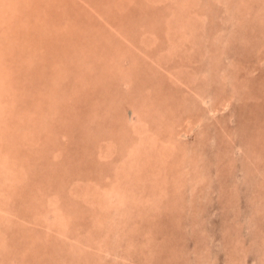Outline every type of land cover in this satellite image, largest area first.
<instances>
[{"label":"rangeland","instance_id":"obj_1","mask_svg":"<svg viewBox=\"0 0 264 264\" xmlns=\"http://www.w3.org/2000/svg\"><path fill=\"white\" fill-rule=\"evenodd\" d=\"M15 2L0 264H264V0Z\"/></svg>","mask_w":264,"mask_h":264},{"label":"bare ground","instance_id":"obj_2","mask_svg":"<svg viewBox=\"0 0 264 264\" xmlns=\"http://www.w3.org/2000/svg\"><path fill=\"white\" fill-rule=\"evenodd\" d=\"M164 3V2H163ZM177 4H178V0H177V2H176ZM176 4V5H177ZM158 5V4H157ZM164 6H166V5H164ZM198 6V5H197ZM145 7V6H144ZM163 7V6H162ZM156 8H157V6H156ZM155 8V9H156ZM173 8H174V6H173ZM184 8H186V7H184ZM0 9L2 10V11H0V17H1V15L2 14H7V12H8V10H11V9H14L15 11H20V8H19V6L16 4V2L15 3H13V0H0ZM163 9H165V8H163ZM178 9H180L179 11H182V6L180 7H178ZM187 9V8H186ZM200 9L202 10V8L200 7ZM199 9V10H200ZM185 10V9H184ZM5 11V12H4ZM161 11V10H160ZM178 11V12H179ZM184 12V11H183ZM22 13V12H21ZM160 13V12H159ZM164 14V13H163ZM163 14H160V15H163ZM23 15V14H22ZM166 15V14H165ZM164 15V16H165ZM185 15V14H184ZM19 16H17V18H18ZM163 17V16H162ZM177 17V16H176ZM180 17V16H179ZM204 17V16H203ZM17 18H15V19H17ZM191 21H188V20H186V23H189L188 25L190 26V25H192V26H194V27H196V23H193V19H191L192 17H188ZM260 19V18H259ZM205 21H206V19H205ZM56 22V21H55ZM172 23V22H171ZM165 24V23H164ZM194 24V25H193ZM168 25V24H167ZM194 27H191V28H193L194 29ZM97 32L98 31H95L93 34H94V36L95 35H97ZM189 32H190V30H189ZM92 34V31L89 33V35H93ZM199 34V33H198ZM13 35V34H12ZM191 35H192V33H191ZM190 35V36H191ZM198 36V35H197ZM15 37V36H14ZM7 42L8 43H10V41H11V46L14 44L13 43V41H12V39H11V36L10 35H8L7 34ZM195 41V42H194ZM192 42H194V44H197V42H196V40L194 39V40H192ZM201 42V41H200ZM90 45V44H89ZM121 52L123 51V50H120ZM123 53V52H122ZM120 58V57H119ZM110 61V60H109ZM263 62H264V58H263ZM148 73H149V70H148ZM156 73H158L157 71L155 72L154 71V68L152 67V74L155 76V78H156ZM151 74V76L153 77V75ZM118 76L120 77V79H119V77H116V79H119L118 81H117V83L120 81V83H121V78H122V76H126V73H125V71L124 72H119L118 73ZM145 77V76H144ZM151 78V77H150ZM114 79V78H113ZM153 79H154V77H153ZM3 80V79H2ZM115 80V79H114ZM135 80V79H134ZM147 80V82H148V85H150L151 86V84L152 83H154V82H152L150 79H146ZM145 80V81H146ZM126 81V80H125ZM124 81V82H125ZM150 81H151V84H150ZM154 81V80H153ZM134 82V81H133ZM126 83V82H125ZM127 84V83H126ZM131 86V85H130ZM246 86V85H245ZM224 88V87H223ZM112 91V90H111ZM237 93H238V91H236ZM234 94H235V92H234ZM234 94H232L231 96H232V98L230 97V98H226V99H224V100H222V102H224L223 103V108H225L224 110L226 111V112H228L229 110H230V101L231 100H233V98H234ZM36 96V95H35ZM235 96H237V95H235ZM238 97V96H237ZM236 97V98H237ZM235 98V99H236ZM148 101V100H147ZM156 101V100H155ZM159 101V100H158ZM145 102V101H144ZM149 102H150V100H149ZM153 103V102H152ZM147 104V103H146ZM150 104V103H149ZM2 105V104H1ZM148 105V104H147ZM154 105V104H153ZM156 108V107H155ZM145 112H146V110H145ZM148 112H149V107H148ZM151 114V113H150ZM149 114V115H150ZM113 116H111V118H112ZM114 117H116V116H114ZM120 117V116H119ZM191 117V116H190ZM198 126V125H197ZM172 127V126H171ZM196 128V127H195ZM224 133V132H223ZM226 135V134H225ZM181 136H183V134H181ZM162 137V136H161ZM171 138V137H170ZM169 138V139H170ZM172 140V142H174L175 143V141H176V139L175 140H173V138L171 139ZM158 141V140H157ZM160 142H163L162 140L160 141ZM163 145V144H162ZM165 148H168L169 147V145H168V143H167V141H166V143H165ZM176 146V145H175ZM172 146H170L169 148H171ZM179 147V146H178ZM134 148V147H133ZM67 151V150H66ZM71 151V150H70ZM132 152V151H131ZM150 153H152V152H147V157L145 156V157H143V160L142 161H145V162H147V160H148V162L149 161H151V160H155V161H157V158H156V155L154 154V156L155 157H152V154H150ZM133 153H131L130 154V156L132 155ZM150 154V155H149ZM128 156H129V154H128ZM128 156H127V154H126V159L128 160ZM12 157V156H11ZM133 157H135V153H134V155H133ZM170 157V156H169ZM14 158V157H13ZM131 159H133V158H131ZM138 159V160H137ZM136 160L137 161H139L140 162V160H139V157L137 158ZM127 160H126V162H127ZM135 159H133V161H134ZM177 160V159H176ZM175 160V161H176ZM124 161V160H123ZM140 162V163H142L143 164V162ZM171 161H172V159H171ZM128 162H130V160L128 161ZM166 162H168L169 163V161H166ZM131 163V162H130ZM167 163V164H168ZM123 164V163H122ZM125 164V163H124ZM150 164V163H149ZM157 164H158V161H157ZM173 164V163H172ZM119 165V164H118ZM139 165V164H138ZM138 165H136V167H139ZM147 165V164H146ZM146 165L144 166V167H146ZM126 167V166H125ZM134 167V166H133ZM140 167H143V165L142 166H140ZM139 167V168H140ZM142 168V169H144V170H146L145 168ZM117 168H121V167H117ZM183 169V168H182ZM133 170V169H132ZM162 170H164L165 172L167 171V170H169L168 169V166H166V165H163V168H162ZM221 170H223L222 168H221ZM123 171V170H122ZM202 171H204V170H201L200 172H202ZM220 171V170H219ZM118 172V171H117ZM136 172V171H135ZM143 172V171H142ZM190 172V171H189ZM131 173V172H130ZM139 173V172H138ZM203 173V172H202ZM201 173V174H202ZM142 174H146L145 176H146V178H150L151 180H153L154 181V179H156L158 176H156V175H154V173L152 174V171L150 172V171H146V172H144V173H141V175ZM27 175H28V173H27ZM29 176V175H28ZM137 176V175H136ZM138 176H140V175H138ZM143 176V175H142ZM203 175H201L200 177H202ZM204 177V176H203ZM142 178V177H141ZM200 179V178H199ZM82 180H84V179H82ZM96 181H98V180H96ZM117 181V180H116ZM187 181V180H186ZM88 182H89V180H88ZM95 182V181H94ZM119 182V181H118ZM137 182V181H136ZM135 182V183H136ZM177 182V181H176ZM101 183V182H100ZM100 183L98 184L99 185V187H100ZM148 183V182H147ZM180 185L181 184H186L185 183V181H184V179L183 180H180ZM91 184V183H90ZM89 184V185H90ZM120 185H122L121 183H119ZM104 184H102V186H103ZM154 185H156V184H152V186H154ZM196 185V184H195ZM96 186H97V183H96V185L94 186L95 188H96ZM148 186H149V184H148ZM92 187V186H91ZM149 187H151V186H149ZM164 187V186H163ZM196 187V186H195ZM100 188H103V187H100ZM114 188V187H113ZM122 191L123 192H121V193H119L118 195H119V197L121 198V204H122V206L121 207H128V206H130L129 205V200L130 201H132L131 200V198H129V197H131L132 196V199H137V197H136V194H135V192L134 191H130V190H128V188L126 189V188H124V186H122ZM137 190H138V188H137ZM149 191H151V190H149ZM107 192V191H106ZM109 192V191H108ZM148 194V193H147ZM108 195H109V193H108ZM150 195V194H149ZM119 198V199H120ZM138 200H136V201H132V202H137ZM140 201V200H139ZM159 201V200H158ZM115 203H117L116 201H115ZM139 203V202H138ZM193 203V202H192ZM112 204H114V203H112ZM120 204V205H121ZM143 204V203H142ZM113 206V205H112ZM141 207V206H140ZM144 207V206H143ZM121 208H119V210H120ZM123 209V208H122ZM121 209V210H122ZM196 209V208H195ZM143 210L144 211H146L144 208H143ZM48 211V210H47ZM45 213V212H44ZM59 213V212H58ZM127 213V212H126ZM46 214V213H45ZM59 215V214H58ZM57 215V216H58ZM63 215H65V214H63ZM125 215V214H124ZM139 215V214H138ZM66 216H67V214H66ZM129 216V215H128ZM58 217H60V216H58ZM69 217V216H68ZM68 217H65V220L67 221V219H68ZM123 217V216H122ZM121 218V217H120ZM122 219V218H121ZM124 219L125 220H127L128 219V217L127 218H125L124 217ZM59 220V219H58ZM64 220V219H63ZM129 220V219H128ZM65 221V222H66ZM62 223V222H61ZM57 224H58V222H57ZM81 224V223H80ZM61 225V224H60ZM59 227V226H58ZM61 227V226H60ZM59 227V228H60ZM25 228V227H24ZM57 246V245H56ZM111 246V245H110ZM55 247V246H54ZM57 248H59V247H57ZM56 248V250H59V249H57ZM113 248V247H112ZM129 250H132V249H129ZM60 251V250H59ZM57 252V251H56ZM118 255V254H117ZM116 255V256H117ZM119 256V255H118ZM122 257V256H121ZM105 259V258H104ZM76 262V261H75ZM75 262H73V263H75ZM168 262H170V261H168ZM22 264V263H21ZM72 264V263H71ZM159 264V263H158Z\"/></svg>","mask_w":264,"mask_h":264}]
</instances>
